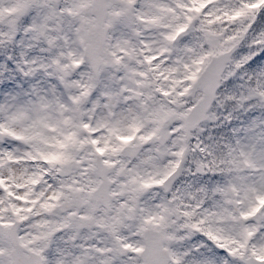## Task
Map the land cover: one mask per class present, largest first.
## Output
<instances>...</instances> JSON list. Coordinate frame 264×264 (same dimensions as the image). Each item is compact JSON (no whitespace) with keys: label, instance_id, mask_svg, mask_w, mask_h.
Listing matches in <instances>:
<instances>
[{"label":"snow or ice","instance_id":"6c2138e0","mask_svg":"<svg viewBox=\"0 0 264 264\" xmlns=\"http://www.w3.org/2000/svg\"><path fill=\"white\" fill-rule=\"evenodd\" d=\"M0 264H264V0H0Z\"/></svg>","mask_w":264,"mask_h":264}]
</instances>
